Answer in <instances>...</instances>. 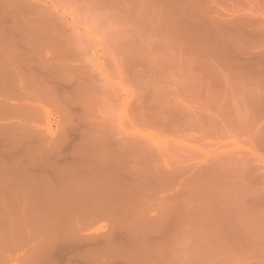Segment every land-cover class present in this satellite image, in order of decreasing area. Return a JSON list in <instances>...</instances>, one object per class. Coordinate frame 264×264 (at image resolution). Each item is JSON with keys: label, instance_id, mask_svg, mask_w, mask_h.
<instances>
[{"label": "rangeland", "instance_id": "obj_1", "mask_svg": "<svg viewBox=\"0 0 264 264\" xmlns=\"http://www.w3.org/2000/svg\"><path fill=\"white\" fill-rule=\"evenodd\" d=\"M0 264H264V0H0Z\"/></svg>", "mask_w": 264, "mask_h": 264}]
</instances>
